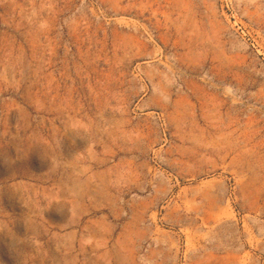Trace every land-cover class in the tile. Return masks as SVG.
Wrapping results in <instances>:
<instances>
[{"label":"rangeland","instance_id":"1","mask_svg":"<svg viewBox=\"0 0 264 264\" xmlns=\"http://www.w3.org/2000/svg\"><path fill=\"white\" fill-rule=\"evenodd\" d=\"M0 264H264V0H0Z\"/></svg>","mask_w":264,"mask_h":264}]
</instances>
